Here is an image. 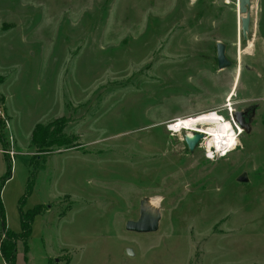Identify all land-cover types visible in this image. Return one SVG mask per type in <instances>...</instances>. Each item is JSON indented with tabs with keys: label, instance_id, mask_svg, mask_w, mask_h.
<instances>
[{
	"label": "rangeland",
	"instance_id": "374dc122",
	"mask_svg": "<svg viewBox=\"0 0 264 264\" xmlns=\"http://www.w3.org/2000/svg\"><path fill=\"white\" fill-rule=\"evenodd\" d=\"M249 11L244 40L237 0H0L6 227L40 207L15 264H264V0ZM227 105L255 111L223 157L168 129ZM142 201L156 231L125 228Z\"/></svg>",
	"mask_w": 264,
	"mask_h": 264
},
{
	"label": "water",
	"instance_id": "95a60500",
	"mask_svg": "<svg viewBox=\"0 0 264 264\" xmlns=\"http://www.w3.org/2000/svg\"><path fill=\"white\" fill-rule=\"evenodd\" d=\"M250 0H237V11L241 14L239 18L240 22V33L242 38L247 39L249 33L250 24ZM216 63L218 69H222L231 65V61L225 55V44L222 42H216ZM245 114L242 110L232 111V119L239 125L240 128L248 129V124L244 122L243 115ZM203 134L201 132L194 131L191 134H184L183 141L189 151H192L195 146L199 143ZM239 181L245 180V176L241 175L238 177ZM160 214L156 211L151 210L145 206V202H141L139 211V217L136 220H128L125 224V228L129 231L138 233H146L156 231L159 225ZM128 254H132L131 249H127Z\"/></svg>",
	"mask_w": 264,
	"mask_h": 264
},
{
	"label": "bare ground",
	"instance_id": "6f19581e",
	"mask_svg": "<svg viewBox=\"0 0 264 264\" xmlns=\"http://www.w3.org/2000/svg\"><path fill=\"white\" fill-rule=\"evenodd\" d=\"M230 95L231 93L227 96L228 100L230 99ZM233 123L234 121H232L231 118H221L220 114L216 111H206L190 117L180 118V120L175 121L173 123L174 126L170 128L186 130L187 134H191L194 131L201 132L207 147L215 146L218 149H228L226 151L227 153L232 150V146L238 141V135L242 131L241 128L238 127V133L237 130L234 129ZM145 206L150 208L146 202ZM150 209L153 210L152 208Z\"/></svg>",
	"mask_w": 264,
	"mask_h": 264
},
{
	"label": "trees",
	"instance_id": "16d2710c",
	"mask_svg": "<svg viewBox=\"0 0 264 264\" xmlns=\"http://www.w3.org/2000/svg\"><path fill=\"white\" fill-rule=\"evenodd\" d=\"M1 122H0V140H2V132H1ZM50 132L41 129L40 127H35L32 132V142L37 144L38 142L46 143L50 142ZM4 159L7 162V176H3L0 178V193L3 187L4 182L9 178L10 174V164L7 155L4 154ZM31 187V182L28 181L27 188ZM38 208H33L27 214L21 216V232L20 233H13L6 227L5 221V212L3 203L0 197V235L3 236L0 239V255L3 257L4 261L7 264H15L16 258V241L19 239H26L25 237L28 235L30 230V222L33 218V215L39 210ZM25 241V240H24Z\"/></svg>",
	"mask_w": 264,
	"mask_h": 264
},
{
	"label": "built area",
	"instance_id": "2783aa9c",
	"mask_svg": "<svg viewBox=\"0 0 264 264\" xmlns=\"http://www.w3.org/2000/svg\"><path fill=\"white\" fill-rule=\"evenodd\" d=\"M226 109H228L227 110V114H228V118L227 119H230L231 118V120L232 121H234L233 119H232V117H231V109H230V107L227 105L226 106ZM2 114V112H1V110H0V115ZM220 114V113H219ZM220 116H221V118H224V116L222 115V114H220ZM233 125H234V129H236L237 130V132L239 131L238 129V127H239V125L234 121V123H233ZM171 125L170 126H168V129L170 130V131H174V130H172L171 128ZM239 133V132H238ZM228 149H218V148H216L215 146H213V147H205V150H204V155H205V157H207V158H209V159H213V158H218V157H223V156H225L227 153H226V151H227Z\"/></svg>",
	"mask_w": 264,
	"mask_h": 264
},
{
	"label": "flooded vegetation",
	"instance_id": "af4514ba",
	"mask_svg": "<svg viewBox=\"0 0 264 264\" xmlns=\"http://www.w3.org/2000/svg\"><path fill=\"white\" fill-rule=\"evenodd\" d=\"M237 110H242L245 112V114L243 115V119L246 124H249V122L251 121V116L255 111V105H248L241 109H234L233 111H237Z\"/></svg>",
	"mask_w": 264,
	"mask_h": 264
}]
</instances>
